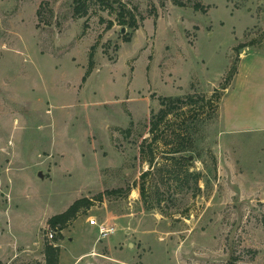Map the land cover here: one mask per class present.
<instances>
[{
  "label": "rangeland",
  "instance_id": "374dc122",
  "mask_svg": "<svg viewBox=\"0 0 264 264\" xmlns=\"http://www.w3.org/2000/svg\"><path fill=\"white\" fill-rule=\"evenodd\" d=\"M110 1L78 18L73 0H0V264H46L47 243L60 264H264V0ZM215 92L150 133L162 98Z\"/></svg>",
  "mask_w": 264,
  "mask_h": 264
},
{
  "label": "trees",
  "instance_id": "16d2710c",
  "mask_svg": "<svg viewBox=\"0 0 264 264\" xmlns=\"http://www.w3.org/2000/svg\"><path fill=\"white\" fill-rule=\"evenodd\" d=\"M96 1L98 2L99 5L103 6V8L106 10H110V11L115 10L113 3L116 1H112V2L110 0H96ZM87 2L88 0H73L74 6H75L74 8L75 15L78 18H85L88 16L89 5L87 4ZM195 9L200 11L202 10V6L198 4L195 6ZM125 12L126 11H123L122 9H120L118 13V19H119L120 24L122 26H129L130 28L137 30L138 25H137L135 16L130 15L129 19L127 20L125 16ZM124 40L127 43L131 42V35L126 36ZM94 50H95V46L92 48V53L90 54L89 66H88L85 76L83 77V83L87 82L88 78L91 76V74L94 71V68H95ZM232 76L233 74L231 75L230 78H232ZM222 89L226 90L227 86H224ZM220 100H221V94H219L218 92H215L214 95L209 98L208 96H197V97L188 96L186 98H171V97L162 98L161 99L162 109L160 110L158 114L156 115L154 114L151 118L150 133L154 135L155 137V134L158 133L161 127L165 124V122H169L170 121L169 118L172 117L173 115H176V113H181L185 115L190 114V113H197V111H199L198 109L202 108L204 110L205 108L209 107V105L214 104L215 101L219 103ZM194 117H196V115L193 116V118ZM197 117L199 116L197 115ZM193 121H195V119H193ZM161 131L163 132V129ZM155 140H156V137H155ZM147 142H148L147 140L144 141L145 144H147ZM146 147L145 145H142L141 152L147 158V162H149L150 164H153L155 160V156L148 155ZM186 150L187 149L182 144L181 146L179 145L178 147L173 149V152H171L170 154H180L182 152H185ZM145 174L148 175L149 173L147 172ZM145 174L143 176H145ZM141 188H142L141 194L143 195V192H144L143 186ZM123 192H124V189L107 191L106 193L98 195L96 200L102 201L106 195H120ZM92 205H93L92 199L83 198V199L77 200L64 213L53 216L48 221L49 228L58 229V233H61L66 228L68 223L75 220L83 210L89 209ZM54 240H56V237ZM45 256H46V264H60V259H61L60 247L57 246L56 243H52V244L47 243L45 247ZM231 264H235V263H231Z\"/></svg>",
  "mask_w": 264,
  "mask_h": 264
},
{
  "label": "built area",
  "instance_id": "2783aa9c",
  "mask_svg": "<svg viewBox=\"0 0 264 264\" xmlns=\"http://www.w3.org/2000/svg\"><path fill=\"white\" fill-rule=\"evenodd\" d=\"M90 224L94 227L97 228L98 232H99V240H106L109 239L110 237H112L113 235L116 234L117 229L114 226H111L107 223H100L98 220L96 219H92L90 221ZM58 234V229H48V234L47 237L50 241H53L56 237V235Z\"/></svg>",
  "mask_w": 264,
  "mask_h": 264
},
{
  "label": "water",
  "instance_id": "95a60500",
  "mask_svg": "<svg viewBox=\"0 0 264 264\" xmlns=\"http://www.w3.org/2000/svg\"><path fill=\"white\" fill-rule=\"evenodd\" d=\"M125 32V29H122V33H124Z\"/></svg>",
  "mask_w": 264,
  "mask_h": 264
},
{
  "label": "crops",
  "instance_id": "0c3cea01",
  "mask_svg": "<svg viewBox=\"0 0 264 264\" xmlns=\"http://www.w3.org/2000/svg\"><path fill=\"white\" fill-rule=\"evenodd\" d=\"M247 114H249V116H252V114H250V113H248V112H247Z\"/></svg>",
  "mask_w": 264,
  "mask_h": 264
}]
</instances>
